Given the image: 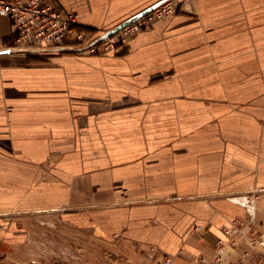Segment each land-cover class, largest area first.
Here are the masks:
<instances>
[{"label":"crops","instance_id":"obj_1","mask_svg":"<svg viewBox=\"0 0 264 264\" xmlns=\"http://www.w3.org/2000/svg\"><path fill=\"white\" fill-rule=\"evenodd\" d=\"M50 1L98 35L159 0ZM178 2L105 55L6 51L0 16V249L51 216L172 264H264V0Z\"/></svg>","mask_w":264,"mask_h":264},{"label":"built area","instance_id":"obj_2","mask_svg":"<svg viewBox=\"0 0 264 264\" xmlns=\"http://www.w3.org/2000/svg\"><path fill=\"white\" fill-rule=\"evenodd\" d=\"M178 5V0H159L98 35L81 30L72 12L50 0H0V16L6 17L11 25L13 44L7 47L9 50L38 53L74 48L81 54L105 55L127 47L137 34L174 14ZM252 241L264 249V239L259 237ZM247 255L245 252L243 257Z\"/></svg>","mask_w":264,"mask_h":264},{"label":"rangeland","instance_id":"obj_3","mask_svg":"<svg viewBox=\"0 0 264 264\" xmlns=\"http://www.w3.org/2000/svg\"><path fill=\"white\" fill-rule=\"evenodd\" d=\"M46 218L23 222L18 235L10 236L11 243L0 249L3 262L0 264H166L152 251L142 252L118 242H104L59 219ZM259 237L252 232L246 246L255 245L252 240ZM247 257L242 256L244 261ZM216 258V264L221 263L219 259L224 262L219 254ZM168 264H172V260Z\"/></svg>","mask_w":264,"mask_h":264},{"label":"bare ground","instance_id":"obj_4","mask_svg":"<svg viewBox=\"0 0 264 264\" xmlns=\"http://www.w3.org/2000/svg\"><path fill=\"white\" fill-rule=\"evenodd\" d=\"M4 50H6V51H10L9 48H4ZM11 51H14V50H11Z\"/></svg>","mask_w":264,"mask_h":264}]
</instances>
